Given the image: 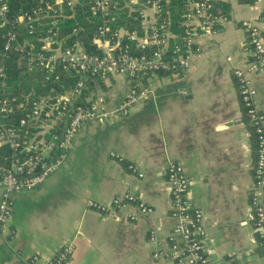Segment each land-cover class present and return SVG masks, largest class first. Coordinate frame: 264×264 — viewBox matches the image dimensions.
<instances>
[{"label":"crops","instance_id":"0c3cea01","mask_svg":"<svg viewBox=\"0 0 264 264\" xmlns=\"http://www.w3.org/2000/svg\"><path fill=\"white\" fill-rule=\"evenodd\" d=\"M188 2L191 11L194 0ZM215 2L225 11L218 9V15L227 20L212 36L195 29L203 54L187 72L153 78L152 94L129 116L83 125L59 170L35 190L13 195L14 211L0 225V264H30L34 256L49 264L68 244L74 247L68 264H175L154 260L157 247L149 242L154 229L158 248H169L175 225L166 179L171 161L181 164L191 179L190 197L203 212L210 264H264L251 219L256 138L233 75L254 61L247 28L256 25L264 36V0ZM174 38L170 33L171 46ZM248 77L257 91L255 105L264 110V68ZM96 84L88 100L105 110L116 108L129 87L124 75L99 78ZM66 120L56 109H47L38 123L30 124L36 130L30 144L59 142ZM129 164L138 166L142 177ZM127 191L153 213L132 222L88 207L91 200L108 204Z\"/></svg>","mask_w":264,"mask_h":264},{"label":"built area","instance_id":"2783aa9c","mask_svg":"<svg viewBox=\"0 0 264 264\" xmlns=\"http://www.w3.org/2000/svg\"><path fill=\"white\" fill-rule=\"evenodd\" d=\"M125 1V6L139 20L141 33L126 31V28L114 29L117 22L115 13L120 9V0H40L29 9L18 8L17 11H13L9 0H0V30L4 32L0 52V78L5 77L1 59H7L11 51L25 54L28 71L40 70L46 81H59L60 72H74L81 78L75 90L55 98V101L49 97L33 100L18 127L2 121L5 116L14 113L16 98L3 97L0 100V144H8L16 155L0 179V225L6 224L14 211V194L35 190L59 170L65 150L83 125L95 120L129 116L135 106L152 94L149 82L153 78L161 74L177 75L187 72L193 62L201 58L203 51L196 42L201 34H198L196 28L203 35L212 36L218 32L219 24L227 20L225 16L217 14L216 0H194L193 9L186 15L192 24L196 22L193 31L182 43L176 42L171 46L168 40L170 22L163 16L169 0ZM79 4L82 9H88L92 17L101 19L92 39V46L96 47L97 52L86 51L80 38H74L68 44L61 38L62 22L72 17ZM261 21L264 23V13ZM81 29L79 24L75 26L69 38L78 36ZM37 30L43 32L38 43L22 36L27 34L33 37ZM247 31L254 50V61L246 68L234 69L233 75L256 138L251 219L264 254V110L255 105L257 91L248 77L251 71L264 68V36L256 25H249ZM133 44H136V49L146 46L155 48L150 53L135 54ZM109 75L126 76L129 86L116 108L105 110L96 101H91L88 105L76 104L89 77L96 76L99 79ZM49 108L56 109L67 118L60 141L45 146L30 144L29 138L24 134L25 128L32 122H38ZM24 151L27 155L22 161L17 156ZM111 156L118 157L114 153ZM128 167L142 177L138 166L129 164ZM166 179L172 199L171 216L175 219V225L167 250L158 248L160 242L156 231H149V242L157 247L152 255L153 259L172 261L175 264H210L204 245L206 230L203 227V212L193 205L190 197L191 179L184 167L173 161L166 167ZM123 183L128 186L127 182ZM88 207L103 216H113L115 219L125 216L132 222L154 211L130 191L115 196L108 204L91 200ZM132 208L135 211H131ZM73 251L72 245L63 246L49 264H68ZM229 256L238 257L239 254L231 253ZM30 264L43 263L34 256Z\"/></svg>","mask_w":264,"mask_h":264},{"label":"trees","instance_id":"16d2710c","mask_svg":"<svg viewBox=\"0 0 264 264\" xmlns=\"http://www.w3.org/2000/svg\"><path fill=\"white\" fill-rule=\"evenodd\" d=\"M9 1L13 11H17L18 8H22L23 10L29 9L40 2V0ZM125 2V0H120V9L115 13L117 22L114 24V29H120L124 26L130 32L138 31L141 33L139 20L135 19L136 15L130 12V9L125 6ZM218 9L222 12L220 8L215 7L216 12ZM188 12V0H169V3L166 4L163 16L169 20L168 30L171 34L175 35L173 41L175 40L177 43H182L184 38L189 36L195 27L186 17ZM71 16V18L64 19L62 22L61 38L65 40L66 44L70 43L71 40L73 41L74 38H80L86 51L97 52L96 47L92 46V39L96 33L97 24L101 23V19L92 17L89 10L86 8L82 9L80 4L76 7V12ZM78 24L82 28L78 36H71L69 38L73 28ZM3 33L0 30V52L4 43ZM42 33L41 30H37L33 37L27 34H23L22 36H24L23 38L27 37L38 43V38L43 35ZM135 45H132L135 54H141L143 52L150 53L155 48L146 46L136 49ZM1 63L5 67V77L0 78V100L3 97L10 99L16 98L14 113L5 116L2 121L16 127H18L20 120L24 117L25 112L28 111L33 100L49 97L55 101V98L65 96L68 91L75 90L77 82L81 79L80 75L74 72H60L61 79L59 81L54 79L46 81L40 70L34 72L28 71L25 63V54L23 55L13 51L8 53L7 59H1ZM97 80L98 78L96 76H91L86 80V86L77 98L76 104L88 105L91 101H95L88 99L94 97ZM30 124L24 131L27 138L36 132V130L30 128ZM26 155L27 152L24 151L22 154L18 153L17 157L24 161ZM15 158L16 155L12 152L8 144H0V179L3 176L4 170L10 166Z\"/></svg>","mask_w":264,"mask_h":264}]
</instances>
